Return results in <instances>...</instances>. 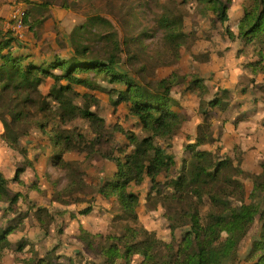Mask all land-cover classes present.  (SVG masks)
<instances>
[{
    "label": "trees",
    "instance_id": "trees-1",
    "mask_svg": "<svg viewBox=\"0 0 264 264\" xmlns=\"http://www.w3.org/2000/svg\"><path fill=\"white\" fill-rule=\"evenodd\" d=\"M16 3L28 6L23 23L35 35L39 50L13 57L11 46L16 38L10 30L7 40L0 33V66L13 58L16 74L29 83L7 84L0 89V149L15 152L27 163L26 167H13V176L0 169V202L9 205L0 222L20 200L39 197L45 180L52 183L58 196L57 215L62 221L58 238L78 249L72 256L80 254L88 264H264V151L248 160L246 171L236 155L216 158L210 151L212 123L196 125L181 104L173 103L190 96L216 108L224 97L230 101L246 97L248 88L240 83L234 91L219 88L211 96L210 80L195 68L201 64L215 69L225 53L198 35L192 48L183 53L170 11L160 0ZM151 4L161 11L156 18L163 30L161 39L154 43L157 66H178L182 74L173 71L164 78L147 76L144 59L151 36L143 18ZM231 5L230 0H198L195 12L211 18L212 30L224 42L242 41L237 56L248 59L245 69L252 74L251 83L256 79L264 83V52L258 44V34L264 30V0H250L236 20L230 17ZM59 28L71 41L74 57L70 61L56 54L54 41L60 35ZM51 52L55 58L47 61ZM119 65L129 73L119 70ZM261 91L260 109L264 111V85ZM70 93L81 97L89 108L69 109L62 96ZM120 106L125 113H119ZM130 118L136 123L128 131ZM90 121L108 130L113 138L104 132L83 131ZM233 125L237 128V122ZM261 126L264 128V122ZM33 132L48 140L43 156L63 177L53 180L47 170L40 172L29 159L21 139ZM118 136L127 142L117 140ZM109 168L112 174L106 172ZM163 173L178 175L173 187L160 181ZM203 178L223 185L220 193L198 192L195 184ZM248 184L249 190L234 202L236 191ZM135 188H143L145 193L134 192ZM80 196L94 200L101 196L111 204L104 209L108 221L132 238L145 237V251L138 262H123L131 247L122 239L112 242L105 229L94 231L87 226L103 218L93 213L91 204L79 209L76 201ZM218 210V220L211 223ZM161 219L168 225L162 226ZM15 220L17 224L8 222L0 235V264H31L33 255L9 240L23 214ZM176 231L185 233L178 235ZM161 244L165 255L157 257ZM39 264L73 263L49 261L42 255Z\"/></svg>",
    "mask_w": 264,
    "mask_h": 264
},
{
    "label": "crops",
    "instance_id": "crops-1",
    "mask_svg": "<svg viewBox=\"0 0 264 264\" xmlns=\"http://www.w3.org/2000/svg\"><path fill=\"white\" fill-rule=\"evenodd\" d=\"M161 1L170 11V18L176 25L182 52L191 49L194 45L196 41L195 32L196 35L203 38L207 43H212L215 50L225 53L224 60L218 63L215 69H208L201 64L195 65L198 74L210 80L207 86L211 90V96L214 95L219 88L234 91L239 83L243 85V88H248V95L246 97L237 98L234 101H230L228 98L224 97L220 105L216 108L210 107L205 101L191 98L190 96H182L178 99L179 101L173 102L176 105L181 104L196 125L203 122L212 123L213 129L210 133L211 153L218 159L228 155H236L239 158V166L246 171L248 165L245 167L243 157L252 159L257 154L264 151V128L261 126L262 122H264V111L260 109L263 103L261 101L263 98L261 88L264 83L260 79H256L255 84L251 83L252 74L245 69L248 59L244 56H237L238 51L242 47V41L236 39L232 44L224 42L222 37L216 31L212 30L211 18L209 19L208 16H203L195 12L198 6V0ZM230 1L232 3L230 17L236 20L243 14L244 6L247 5L250 0ZM17 5L23 9L28 8L24 3L16 4V0H0V33L5 40L8 39V37H5L6 33L9 30L12 31V16ZM59 31L61 37L59 38V35L54 41V45L60 48H58L59 50L56 54L61 59L70 61L74 57V54L68 58L60 55L64 49H70L71 44H68V40L65 37L66 34H64L63 30L59 29ZM12 33L16 38L11 46L13 57L18 55L26 56L38 52L39 42H37L35 35L30 32L27 27L17 35H15L13 31ZM258 44L264 52V30L258 34ZM54 55V53L49 55L47 61H52L55 58ZM12 59L9 62H11ZM9 62L5 65L6 67L10 65ZM5 66H2L4 68L0 67V75L5 74L9 77L6 74ZM177 70L178 66L172 68V71L182 74V72ZM7 84H9V82L4 81V83H1L0 80V89ZM183 89H185V86ZM182 99L192 101L193 103L191 105L193 108L188 109L187 104L181 101ZM255 99L259 101L257 104L254 103ZM240 115H245L246 117L238 119ZM234 122H237V128L233 125ZM246 132H250V135H246ZM21 143L24 148L28 150L29 159L33 162L37 170L40 172L47 170L49 173L50 169L54 170L53 168H48L50 165L47 158L43 156L48 145V140L45 137L37 132H33L31 136L22 138ZM235 164H237V162H235ZM18 166H27L22 156L8 149H0V169L3 172L13 176V171L15 169L13 167ZM106 172L112 174L113 170L109 168ZM177 178L178 175L176 176V173L171 175L163 173L159 177L160 181L168 182V184L170 183L171 187H173ZM54 179L55 178H53V180ZM100 179L102 180L104 177ZM33 181L34 177L29 179L28 183L32 184ZM217 185L220 188L223 187V185L219 183ZM40 187L42 193L39 194V197H31L29 201L20 200L12 207L13 211L10 216L5 221L0 222V235L8 222L17 224L15 219L19 213H22V223H20L18 229L9 236V240L12 244L16 247H22L24 252L33 255L31 264H39V259L42 255H45L47 260L63 262L61 260L62 257L66 254L73 255L79 253V250L66 245L58 238V231L62 226V221L57 215L58 196L53 190L52 183L44 180L40 184ZM248 190L249 184L246 186L245 191ZM23 191L26 192L25 190ZM133 191L145 193L143 188H135ZM141 196L142 202H145L144 195ZM154 197L155 195L152 194L151 199ZM85 198L90 199L91 196ZM96 199L100 200V205H98V210L100 211L95 212V207L97 206L95 205L93 206V213L101 214L103 219L99 221V223L92 222L91 225L87 224V226L89 228L91 227L94 231H104L105 229L112 242L120 238L125 243H129V245H138L135 249L133 248L134 256H132L131 252L128 254L126 253L123 259V262H138L141 259L142 253L145 251L144 238L142 236L132 238L108 221L109 217L106 212H104V209L110 207L111 204L105 202L101 196H98ZM86 206H82L79 209ZM8 207V204L0 202V215H2L4 210ZM160 223L162 226L168 225V222L162 219ZM168 232L169 230L164 232L166 238L168 237ZM161 247L163 246L161 245ZM158 252L159 251L156 252L157 257H159ZM71 262L73 264H88V260L80 254L73 256Z\"/></svg>",
    "mask_w": 264,
    "mask_h": 264
},
{
    "label": "rangeland",
    "instance_id": "rangeland-1",
    "mask_svg": "<svg viewBox=\"0 0 264 264\" xmlns=\"http://www.w3.org/2000/svg\"><path fill=\"white\" fill-rule=\"evenodd\" d=\"M160 4L164 7V8H166L165 6H164V4L162 3V1L160 0ZM167 9V8H166ZM57 11H59V10H57ZM60 12V11H59ZM78 11L76 10V12L75 13H77ZM145 14H146V18H143V23H144V25L147 27V28H149V30H150V36H151V39L148 41V44L150 45V48H149V50H148V53H147V56L145 57V59H144V64L146 65V67H147V76H149V77H151V78H156V77H166V76H168L170 73H172L173 71H172V69H170V68H159L158 66H157V63H156V59L154 58V56H153V50H154V43H156L157 41H159L160 39H161V37H162V35H163V30H162V28H161V26H159V23L157 22V18H156V16H157V14H160V10L157 8V7H155L153 4H151L149 7H147L146 9H145ZM58 15L56 14L55 15V17H57ZM145 16V15H144ZM170 20H171V18H170ZM172 21V20H171ZM173 22V21H172ZM174 23V22H173ZM176 26V25H175ZM59 29H62V28H59ZM63 30V29H62ZM60 32V31H59ZM63 32H64V30H63ZM177 32H178V30H177ZM64 34H66L65 35V37L67 38V40H68V44L70 45L71 44V41H70V38L68 37V35H67V33L66 32H64ZM194 34H195V36H197L196 35V33L194 32ZM61 37V35L59 36V38ZM56 46V45H55ZM59 48V47H58ZM67 48V47H66ZM60 49V48H59ZM59 49H57V51L59 50ZM67 49H68V51H67ZM67 49H64L61 53H60V55L61 56H64V57H66V58H68L69 56H71V55H73V51H71L72 49L70 48H67ZM38 50H39V48H38ZM189 50V49H188ZM57 51H56V53H57ZM182 51V50H181ZM186 52V51H185ZM5 53H7V51H5ZM52 53H54L55 54V52H51V53H49V54H47L46 55V58L48 59V56L49 55H51ZM184 53V52H183ZM54 57H55V55H54ZM53 57V58H54ZM9 60H10V58H9ZM4 63H6V61H3ZM12 62V61H11ZM11 62H9L10 63V65L9 66H5V68H6V74L9 76V77H7L5 74H1L0 75V80H1V83L3 82L4 83V81H6V82H9V84H13V85H18V84H29L28 82H25L23 79H21V77L20 76H18L17 74H16V69L13 67V62L11 63ZM1 67V66H0ZM2 68H4V67H2ZM118 69L119 70H121V71H123V72H127V73H129V71H128V69L125 67V66H123V65H119L118 66ZM178 71V70H177ZM1 72V71H0ZM131 78H133V79H135L132 75H131ZM63 101L65 102V104L67 105V107L69 108V109H75V107H84V108H89V105L87 106V104L84 102V100L81 98V97H78V96H76L75 94H73V93H70V94H64L63 96ZM99 98H101L102 100H107V98L106 97H104V96H99ZM181 101H183L184 103H186L187 104V106H188V109L190 108V109H192L193 107H192V101H189V100H181ZM90 108H91V106H90ZM118 110H119V113L120 112H123V113H125L126 112V109L123 107V106H120V107H118ZM135 123H136V120L134 119V118H130L129 119V122H128V126H127V130L128 131H131V130H133V126L135 125ZM83 131H87V132H89V133H96V132H99V133H106V134H108V136L112 139L113 138V136L111 135V133L108 131V130H104V129H101V128H99V127H96V126H94L93 125V123L90 121V123H88V124H86V125H84L83 126ZM137 134H140L141 136H143V135H147V133L146 132H137ZM117 140H119V141H121V142H124V144L127 142V140L125 139V137L124 136H118L117 137ZM133 148L131 147L130 148V151L132 150ZM34 158H37V157H34ZM247 160H249V159H247L246 157H243V161H245L244 163H245V167L248 165V161ZM48 168H52L51 166L50 167H48ZM248 168H246V170H247ZM50 171V174H52L51 176L53 177V178H56V177H63V174L61 173V172H59V171H57V170H52V169H50L49 170ZM9 175H11V174H9ZM55 176V177H54ZM198 182H200V183H198ZM196 184H195V186H196V190L198 191V192H206V191H208V192H210V193H220V187H218V186H216V185H214V184H212L211 182H208V181H206V179H201V180H199ZM168 183V182H167ZM170 184V183H169ZM247 186V185H246ZM245 186V187H246ZM245 189H239V190H237L236 191V193H235V196H234V198H233V201L234 202H237L238 200H240L244 195H245ZM88 204H91V205H93V206H95V205H97L96 207H95V212H99L100 210H98V205H100V200L99 199H96V200H92L91 198L90 199H88V198H85V197H78L77 198V201H76V206L78 207V208H80V207H82V206H86V205H88ZM103 214H105L104 212H102ZM219 216H220V210H218V211H216L215 212V215H213L212 217H211V219H210V221H211V223H213L214 221H216V220H218V218H219ZM185 233V231L183 232V233H181L180 231L179 232H177V234L178 235H182V234H184ZM168 236H169V232H168ZM144 238V241H145V237H143ZM127 245H129V243H127ZM162 245V244H161ZM161 245H160V247L157 249V251H159L158 252V256L160 257H163L164 255H165V253H164V250H163V247H161ZM130 247H131V253H132V256H134L135 254H134V252H133V250L135 249V247H137L138 245H129ZM134 248V249H133ZM122 250L124 251V248L122 247ZM72 258H73V256L72 255H70V254H66L64 257H62L61 258V260L63 261L62 263H69V262H71V260H72ZM50 261V260H49ZM55 262V261H54Z\"/></svg>",
    "mask_w": 264,
    "mask_h": 264
},
{
    "label": "built area",
    "instance_id": "built-area-1",
    "mask_svg": "<svg viewBox=\"0 0 264 264\" xmlns=\"http://www.w3.org/2000/svg\"><path fill=\"white\" fill-rule=\"evenodd\" d=\"M23 18H24V9L17 5L13 12V16H12L13 24L11 27V30L14 32L15 35L19 34L25 28L23 23Z\"/></svg>",
    "mask_w": 264,
    "mask_h": 264
}]
</instances>
